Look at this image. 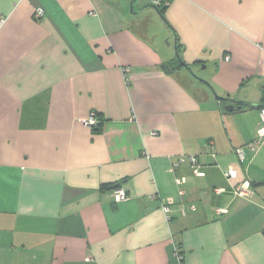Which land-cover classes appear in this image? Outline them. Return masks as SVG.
I'll return each instance as SVG.
<instances>
[{"label":"crops","instance_id":"0c3cea01","mask_svg":"<svg viewBox=\"0 0 264 264\" xmlns=\"http://www.w3.org/2000/svg\"><path fill=\"white\" fill-rule=\"evenodd\" d=\"M151 4L0 0V264H264V0Z\"/></svg>","mask_w":264,"mask_h":264},{"label":"built area","instance_id":"2783aa9c","mask_svg":"<svg viewBox=\"0 0 264 264\" xmlns=\"http://www.w3.org/2000/svg\"><path fill=\"white\" fill-rule=\"evenodd\" d=\"M152 4H154L157 7H166L170 4L171 0H151ZM45 14V11L43 8L38 7L36 9V16L37 17H42ZM5 17L0 16V22H4ZM99 118L97 117L96 113L93 111L91 112L86 118H84V123L89 125V126H97L99 124ZM264 140V107L261 109V127L259 128V136L257 139H255L253 142L248 144V147L252 150H255ZM238 154L242 158L243 156V149L238 148L237 149ZM191 165L193 168L194 173L197 176H203L204 172L200 169V161L197 159L196 156H191L190 157ZM184 179H178V183H182ZM224 189L222 187L216 188V192L220 193L223 192ZM250 187L246 182L240 183L235 187V193L239 196H247L250 193ZM183 193V191H181ZM112 195L115 199V201H122L127 198V192L124 188L118 187L115 189H112ZM226 211V210H223ZM175 256L177 257L179 264H186L184 261V256L180 251V247L178 244L175 243Z\"/></svg>","mask_w":264,"mask_h":264},{"label":"trees","instance_id":"16d2710c","mask_svg":"<svg viewBox=\"0 0 264 264\" xmlns=\"http://www.w3.org/2000/svg\"><path fill=\"white\" fill-rule=\"evenodd\" d=\"M165 8L166 7H164V6L159 8L161 14H163ZM176 49H177V59H178L179 63H183L182 60H181V55H180V50L182 49V44H180L178 42V40L176 42ZM182 65H186V64H182ZM118 187H121V183L120 182L103 184L101 186L102 190L115 189V188H118Z\"/></svg>","mask_w":264,"mask_h":264},{"label":"water","instance_id":"95a60500","mask_svg":"<svg viewBox=\"0 0 264 264\" xmlns=\"http://www.w3.org/2000/svg\"><path fill=\"white\" fill-rule=\"evenodd\" d=\"M153 7L157 8L155 5L151 4ZM158 9V8H157ZM190 69V68H189ZM220 100H224V101H231L232 104H228L225 106V109L228 110V111H231V110H234V109H240L242 107L243 104L247 103V102H244V101H238V100H233L231 98H225V97H219L217 96ZM234 102H237L238 105L236 106Z\"/></svg>","mask_w":264,"mask_h":264}]
</instances>
